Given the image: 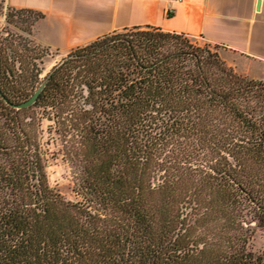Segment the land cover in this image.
I'll return each mask as SVG.
<instances>
[{
	"label": "trees",
	"instance_id": "1",
	"mask_svg": "<svg viewBox=\"0 0 264 264\" xmlns=\"http://www.w3.org/2000/svg\"><path fill=\"white\" fill-rule=\"evenodd\" d=\"M34 26L0 27V264H264V81L153 26L45 74ZM57 156L79 200L52 187Z\"/></svg>",
	"mask_w": 264,
	"mask_h": 264
},
{
	"label": "crops",
	"instance_id": "2",
	"mask_svg": "<svg viewBox=\"0 0 264 264\" xmlns=\"http://www.w3.org/2000/svg\"><path fill=\"white\" fill-rule=\"evenodd\" d=\"M3 1L42 14L37 41L62 53L115 31L153 26L218 46L237 74L264 81V0Z\"/></svg>",
	"mask_w": 264,
	"mask_h": 264
},
{
	"label": "rangeland",
	"instance_id": "3",
	"mask_svg": "<svg viewBox=\"0 0 264 264\" xmlns=\"http://www.w3.org/2000/svg\"><path fill=\"white\" fill-rule=\"evenodd\" d=\"M20 15V16H19ZM43 19L35 14H19L16 9H12L5 5L4 1L0 2V27L8 28L13 32H17V27L26 28L30 23H34L32 32L35 40V27L39 21ZM30 21V23H28ZM26 22V23H25ZM197 42L201 45L205 42L197 38ZM38 42V41H37ZM222 53L221 48H219ZM68 53H62L56 49H49V55L44 60L45 74L49 72L52 67L65 57ZM48 176L52 187L58 190L65 198L71 201L79 200L76 194L77 186L75 179V171L67 164L62 156H57L49 161L48 164ZM251 249L256 253H261L264 250V231L258 230L250 243Z\"/></svg>",
	"mask_w": 264,
	"mask_h": 264
},
{
	"label": "water",
	"instance_id": "4",
	"mask_svg": "<svg viewBox=\"0 0 264 264\" xmlns=\"http://www.w3.org/2000/svg\"><path fill=\"white\" fill-rule=\"evenodd\" d=\"M41 90H42V88H40V89L35 93V95H34V96H33V97H32L27 103H25V104H23L22 106H20V108H25V107H29V106L33 105V104L36 102V100H37V98H38V96H39Z\"/></svg>",
	"mask_w": 264,
	"mask_h": 264
}]
</instances>
